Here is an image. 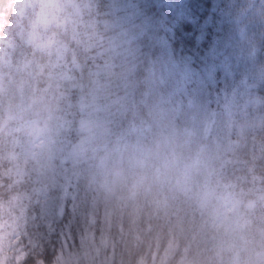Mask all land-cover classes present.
<instances>
[{"label": "clouds", "instance_id": "1", "mask_svg": "<svg viewBox=\"0 0 264 264\" xmlns=\"http://www.w3.org/2000/svg\"><path fill=\"white\" fill-rule=\"evenodd\" d=\"M0 264H264V0H0Z\"/></svg>", "mask_w": 264, "mask_h": 264}]
</instances>
